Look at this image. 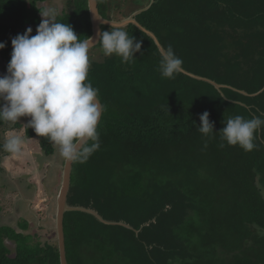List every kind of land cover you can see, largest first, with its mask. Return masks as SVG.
<instances>
[{
	"label": "trees",
	"instance_id": "trees-1",
	"mask_svg": "<svg viewBox=\"0 0 264 264\" xmlns=\"http://www.w3.org/2000/svg\"><path fill=\"white\" fill-rule=\"evenodd\" d=\"M38 1L0 0L1 59H11V37L37 28ZM67 1L57 21L81 39L91 36L88 0ZM130 1L131 13L149 6L137 21L164 48L171 45L183 68L231 87L220 92L184 73L162 77L157 44L134 24L124 29L142 42L143 56L91 61L86 82L104 105L100 147L73 163L68 202L115 223L67 211L68 264H264V125L251 151L219 133L229 117L264 119V0H98L99 11L110 18L116 8L123 16ZM205 111L214 122L211 138L198 131ZM25 133L40 139L47 156L55 152L31 127ZM4 149L0 143V156ZM2 213L0 202V220ZM28 229L26 219L0 224V264H61L57 242Z\"/></svg>",
	"mask_w": 264,
	"mask_h": 264
},
{
	"label": "clouds",
	"instance_id": "clouds-1",
	"mask_svg": "<svg viewBox=\"0 0 264 264\" xmlns=\"http://www.w3.org/2000/svg\"><path fill=\"white\" fill-rule=\"evenodd\" d=\"M40 14L35 35L29 26L23 34L11 37V59L6 73L0 75V122L15 124L21 117H30L28 127L55 144L67 162L85 163L100 147L97 126L104 110L99 89L86 82L90 49L99 43L103 55L115 54L127 63L137 52L144 55L142 42L111 22L109 30L81 39L70 24L57 21V10L48 8ZM5 47L6 42H0V49ZM157 50L162 77L174 79L184 72L183 60L171 45L157 44ZM209 116L208 111L200 114L198 131L211 138L216 131ZM262 125L264 119L259 116L229 117L219 131L220 138L251 151L256 147L254 134ZM22 143L19 136H12L4 147L19 152Z\"/></svg>",
	"mask_w": 264,
	"mask_h": 264
},
{
	"label": "rangeland",
	"instance_id": "rangeland-1",
	"mask_svg": "<svg viewBox=\"0 0 264 264\" xmlns=\"http://www.w3.org/2000/svg\"><path fill=\"white\" fill-rule=\"evenodd\" d=\"M119 3V0H115ZM121 3L125 0H120ZM127 1V0H126ZM67 0L38 1V6L45 9L53 8L61 13L67 7ZM114 2V0H112ZM126 3V2H125ZM136 5V4H135ZM135 9L133 3L125 6L126 16ZM116 18H123L122 14H115ZM31 35L36 34L33 28ZM90 65L92 60L104 59L102 49H90ZM7 60L0 58V75L6 73ZM30 117H21L23 127L17 128L16 123L0 125V143L3 145L12 136H19L23 143L19 152L4 149L0 156V202L3 206L0 224L17 227L18 222L26 219L29 229L25 233H32L43 242H57L55 230L56 195L58 193L63 173L65 159L60 155L58 147L55 154L47 156L42 150L38 137H28L25 133ZM23 189L26 196L21 197L17 189ZM34 242V241H33ZM14 249L13 242L6 241Z\"/></svg>",
	"mask_w": 264,
	"mask_h": 264
},
{
	"label": "water",
	"instance_id": "water-1",
	"mask_svg": "<svg viewBox=\"0 0 264 264\" xmlns=\"http://www.w3.org/2000/svg\"><path fill=\"white\" fill-rule=\"evenodd\" d=\"M152 3H153V0H152ZM88 7H89L90 19H91V23H92V35H91L92 37H95L98 32L103 31L102 25L110 26V22L117 24V25H122L124 28H126L130 24H134L139 29H141L146 34H148L151 38H153V40L155 41L156 44H159L161 47L164 48V46L162 45V43L160 42V40L158 39L156 34L153 31L147 29L145 26H143L136 19V16L138 14H140L141 12H143L144 10L148 9L149 6L137 10V11L133 12L130 16L124 17L121 20H115L113 17L105 18L104 16H102L99 12L98 0H88ZM98 44L99 43H97L96 45H98ZM183 73L194 78V79L202 80V81L211 83L220 92H222V89L225 87H231V86H228L225 84H220L213 79L197 75V74L192 73L186 69H184ZM263 90H264V88L261 91H263ZM241 92L243 94L247 95V93L245 91H241ZM260 92H258V93H260ZM100 120H101V117H100ZM100 120H99V122H100ZM73 163L74 162H67L65 160V162L63 164V173H62L61 184H60L58 193L56 195V213H55V227L54 228L57 232V242H58V247H59V252H60L61 264H68L67 250H66V237H65V231H64V217H65V213L67 211H72V210L73 211L74 210L84 211V212H88V213L95 215L99 220L103 221L104 223H108V224H114L115 223L113 221H106L105 219H103L102 216H100L95 210H93L91 208H86L83 206H74V205L69 204L68 196H69L70 189H71ZM119 224L130 227L129 225L122 223V222H120Z\"/></svg>",
	"mask_w": 264,
	"mask_h": 264
},
{
	"label": "flooded vegetation",
	"instance_id": "flooded-vegetation-1",
	"mask_svg": "<svg viewBox=\"0 0 264 264\" xmlns=\"http://www.w3.org/2000/svg\"><path fill=\"white\" fill-rule=\"evenodd\" d=\"M67 5V4H66ZM124 11H125V9H124ZM100 12V11H99ZM117 12V10H116V8H114V11H113V13H109V14H107L108 15V17H114L115 19H116V16H115V14H117L116 13ZM100 14H101V12H100ZM132 14V13H131ZM131 14H129V16L131 15ZM101 15H103V14H101ZM127 14L126 13H124V17H127L126 16ZM123 17V18H124ZM54 147L56 148V145L54 144ZM56 152H54L52 155H54ZM49 156V155H48ZM17 191H18V193H19V195L21 196V197H23V196H26V193H25V191H23V189H21V188H19V189H17ZM70 204V203H69ZM57 244H58V242H57Z\"/></svg>",
	"mask_w": 264,
	"mask_h": 264
}]
</instances>
